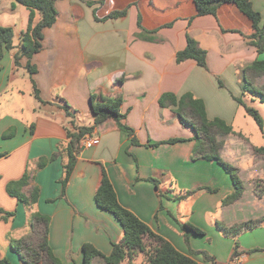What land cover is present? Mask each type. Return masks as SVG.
Returning a JSON list of instances; mask_svg holds the SVG:
<instances>
[{"label":"crops","instance_id":"obj_1","mask_svg":"<svg viewBox=\"0 0 264 264\" xmlns=\"http://www.w3.org/2000/svg\"><path fill=\"white\" fill-rule=\"evenodd\" d=\"M252 1L264 20V0ZM18 4L22 3L14 0L13 7L17 9ZM56 7L57 20L44 30L42 49L31 59L37 67L34 79L41 97V100L37 98L29 74L31 94L35 97L32 118L21 120L20 112L24 108L20 106L1 109L8 101L2 97L14 94L11 80L17 67L14 57L18 48L6 50L0 62V153H6L0 156V207L15 212L8 219L0 214V258H8L7 264H23L11 241L29 232V218L34 211L51 217L50 244L63 264H82L85 243H92L109 255L113 243L122 239L123 227L95 200L105 171L120 203L181 252L199 264H213L191 252L181 227L182 222L188 221L206 232L191 236L194 249L205 247L219 264H234L233 239L224 238L216 226L221 221L229 225L240 221L238 214L245 208H256L264 216V196L259 199L252 191L244 168L249 164L244 152L255 147L236 131L225 137L222 156L240 169L246 190L239 200L223 204V199L235 190L227 172L216 161L192 157L193 128L184 125L171 107L162 108L159 98L164 92L179 97L192 92L205 101L209 118L221 117L233 125L245 108L235 99L243 94L241 71L254 60L264 58V53L259 54L243 33L229 30L238 28L250 33L248 19L233 4H225L219 18L206 14L190 20L196 13L193 0H104L95 7L81 0H58ZM126 7L125 17L106 21L95 18L94 8L103 17ZM140 14L149 29L170 21L173 24L161 27L153 35L154 40L141 39L136 36L141 31ZM188 34L207 51L208 69L194 59L176 61V53L187 45ZM20 35L21 31L14 37L16 46ZM27 62L28 58L23 57L18 67L25 70ZM16 89L22 92L20 86ZM93 92L106 96L122 94L125 121L134 129L139 144L132 143L131 137L114 120H107L92 134L99 137L100 143L93 148L82 147L77 153L66 196L61 198L60 179L67 158L60 155L42 168L38 162L42 157L50 158L60 144L68 142V130H74L72 120L76 125L94 123L90 100ZM251 98L244 96L248 104ZM10 130L11 135L5 137ZM171 138L180 140L163 142ZM158 142L163 143L149 145ZM254 164L255 168L264 170V160L254 161L251 166ZM28 168L33 179L24 191L34 184L41 189L40 199L32 207L7 191V184L20 179ZM150 178L158 180V187ZM201 186L217 191L201 189L184 200L173 198ZM163 191H167L165 202L160 196ZM208 226L217 238L215 245L201 242L209 235ZM242 242L239 245L242 264H264V242ZM251 246L256 249L248 250ZM135 263L148 264L142 253ZM93 264L105 262L96 257Z\"/></svg>","mask_w":264,"mask_h":264},{"label":"trees","instance_id":"obj_2","mask_svg":"<svg viewBox=\"0 0 264 264\" xmlns=\"http://www.w3.org/2000/svg\"><path fill=\"white\" fill-rule=\"evenodd\" d=\"M25 5L30 13L28 25L21 32L20 43L18 46L14 43L15 32L11 26H0V62L4 57L6 50L18 48L15 53V66H21V59L28 58L26 69L30 72L32 82L35 87V94L41 100L34 75L37 73V67L31 62L33 55L42 49V39L44 30L54 25L58 17L56 2L58 0H18ZM91 7L104 3V0H81ZM196 7V13L189 19L199 15L213 14L219 18L220 9L225 4H233L239 13L248 19L252 31L250 33L238 28L229 30L243 33L248 43L254 46L259 54L264 53V22L260 11L253 6L252 0H193ZM128 13V7L116 9L103 17L97 15V9L94 8L95 18L106 21L112 18L125 17ZM173 21L167 22L159 27L149 29L143 24L142 14L138 18V26L141 29L137 37L141 39L154 40V36L161 27L172 26ZM225 28V27H224ZM227 29V28H225ZM188 59H194L196 62L208 69L207 51L202 48L199 42L188 34L187 45L183 50L176 53V61L182 63ZM264 76V58H258L252 63L243 67L241 71V86L243 94L235 99L240 105L244 106L247 113L253 116L257 123L262 127L263 118L260 112L244 100V96L250 95L252 98L264 102V83L258 84L259 78ZM123 77H121L122 80ZM221 85L223 83L220 81ZM92 112L94 114V123L91 125H76L74 120V130L69 129L67 133L68 142L59 145V149L50 158L42 157L38 162L40 168L44 167L49 160H54L60 155L66 159L63 163V175L60 179L62 190L59 197L66 196V190L71 178L72 172L76 166L77 153L81 150L82 139L87 134H93L95 130L107 120L112 119L116 122L119 129L127 132L131 137L132 143L139 144L135 131L130 127L125 119L126 113L122 111L123 96H106L101 92H93L90 95ZM159 104L162 108L171 107L178 115L181 122L193 128L195 132V146L192 151L194 159L213 160L219 163L230 175L235 186L232 194L223 199V204L233 203L239 200L245 192V183L240 175L237 166L225 160L221 150L225 144V137L235 133L232 124L227 123L221 117L209 118L205 101L196 97L192 92H185L180 97L173 92H164L159 98ZM67 113L71 116L68 106H65ZM11 130L4 134L5 137L11 135ZM179 138H171L163 142L174 143ZM151 143L150 146H158L160 143ZM256 152L264 154V147H256ZM6 153L1 152L0 156ZM33 179L31 171L28 169L18 180H12L7 184V191L10 195L18 198L27 206L35 205L41 195L40 186L34 184L28 191L24 188L31 185ZM158 187V180L150 178ZM206 189L216 192L217 189L209 186H201L190 189L182 194H175L174 199L184 200L197 192ZM166 192H161L160 196L165 198ZM95 200L98 206L111 212L121 223L123 227V236L119 242L113 243L112 252L109 255L104 254L92 243L83 245L84 260L82 264H93L96 257L103 258L105 264H122L128 261V264H136L135 260L142 253L148 264H199L192 256L181 252L171 241L157 234L143 220H141L133 211L123 206L117 196L115 188L104 171L101 185L99 186ZM0 214L5 219L15 215V212H9L0 207ZM51 217L39 211H34L29 218V232L20 239H12V248L18 253L23 264H63L62 260L55 254L49 240ZM264 224V216L258 219H251L240 224L226 226L217 223V227L225 234L237 237L242 231L253 229ZM181 227L185 239L192 251L190 238L192 235H205L206 232L190 222H182ZM194 252V251H192ZM204 258L213 264H219L216 257L206 251H200ZM239 243L237 242L233 258L239 256ZM8 258H0V264H7Z\"/></svg>","mask_w":264,"mask_h":264},{"label":"rangeland","instance_id":"obj_3","mask_svg":"<svg viewBox=\"0 0 264 264\" xmlns=\"http://www.w3.org/2000/svg\"><path fill=\"white\" fill-rule=\"evenodd\" d=\"M14 0H1L0 3V26H11L14 28L15 35L22 32L26 29L28 25L29 20V9L23 5L18 4L17 9L13 7ZM264 22V20H263ZM16 38V36H15ZM29 71L21 67H16L14 74H13V80H11V85H13V97L5 96L2 97L4 100L8 98V101H6L5 105L2 106V110H10L11 108H16L17 106H20L24 108V112L21 110L20 112V118L26 119V118H32L33 117V106L35 104V97L33 94H31V88L32 83L29 78ZM258 84L262 85L264 83V76L259 78L257 81ZM20 86L22 92H17L16 87ZM2 99V100H3ZM249 104L255 107L261 114L263 118V126L261 127L256 119L249 115L245 108L242 109L240 114L237 117L236 122L233 124L234 130L242 135L244 139H247L249 143H251L255 148L256 147H264V102L260 101L258 98H251L249 100ZM225 139V138H224ZM225 145V144H224ZM255 148L249 147L251 152H244V155H246L247 159H249V164H247L245 170L247 171L246 174L249 175L247 181L251 183V189L254 190V193L256 196L261 199L264 196V170L261 168H255V164L253 167L251 166L254 161H263L264 160V154L256 152ZM251 154V156H250ZM249 156V157H248ZM263 159V160H262ZM226 160V159H225ZM228 161V160H227ZM230 162V161H229ZM232 163V162H230ZM233 164V163H232ZM249 165V167H248ZM264 165V164H263ZM252 167V168H251ZM30 171V168H28ZM225 170V169H224ZM240 170V169H239ZM225 172H227L225 170ZM241 172V171H240ZM245 174V175H246ZM227 175L229 177V180L231 184H233L231 175L227 172ZM245 183V181H244ZM246 190V185H245ZM200 191V190H199ZM198 191V192H199ZM252 191H249V194L252 193ZM164 192V191H163ZM167 192V191H166ZM245 193V192H244ZM166 201V198H164V202ZM259 211L256 210V208L252 209H244L243 213L238 214V219H241L240 221H237L234 224H240L244 221L251 220V219H258L263 216L259 215ZM244 217V218H242ZM221 224L230 226L229 224H226V222H222ZM232 224V225H234ZM264 224L255 227L253 229H248L242 231L236 238L230 235H225L217 226L216 230L220 231L224 238L227 239H233V246L235 247L236 243L238 242L239 245H242V241L248 242V244H255L257 242L263 241L264 242ZM263 227V228H261ZM203 229V228H202ZM207 232L208 237L206 239H201V242L203 245H209L210 243L212 245H215V242L217 238L215 237V233L211 229V226H208ZM205 231V230H204ZM255 232V233H254ZM241 235L243 236L241 239ZM193 236V235H192ZM210 238V239H209ZM191 239V238H190ZM205 240V241H203ZM192 247V246H191ZM233 247V249H234ZM260 248V247H257ZM256 248H253L252 246L249 247L248 250H255ZM191 250V249H190ZM193 253L197 255H202L204 257V254L200 251H206L207 253L211 254V251L205 247H202V249H194L192 247ZM191 251V252H192ZM18 254V253H17ZM213 255V254H212ZM19 256V255H18Z\"/></svg>","mask_w":264,"mask_h":264},{"label":"built area","instance_id":"obj_4","mask_svg":"<svg viewBox=\"0 0 264 264\" xmlns=\"http://www.w3.org/2000/svg\"><path fill=\"white\" fill-rule=\"evenodd\" d=\"M100 143V139L96 135L87 134L81 142L82 147L84 148H93ZM234 264H242L240 256H235L233 259Z\"/></svg>","mask_w":264,"mask_h":264}]
</instances>
